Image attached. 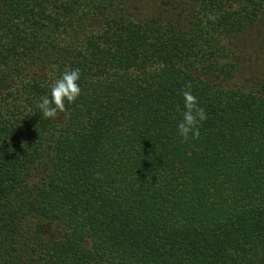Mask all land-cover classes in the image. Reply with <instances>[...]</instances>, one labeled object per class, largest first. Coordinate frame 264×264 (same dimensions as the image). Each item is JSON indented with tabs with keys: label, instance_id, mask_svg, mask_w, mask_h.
<instances>
[{
	"label": "trees",
	"instance_id": "trees-1",
	"mask_svg": "<svg viewBox=\"0 0 264 264\" xmlns=\"http://www.w3.org/2000/svg\"><path fill=\"white\" fill-rule=\"evenodd\" d=\"M0 264H264V0H0Z\"/></svg>",
	"mask_w": 264,
	"mask_h": 264
},
{
	"label": "clouds",
	"instance_id": "clouds-1",
	"mask_svg": "<svg viewBox=\"0 0 264 264\" xmlns=\"http://www.w3.org/2000/svg\"><path fill=\"white\" fill-rule=\"evenodd\" d=\"M81 77L80 69L64 71L61 76L49 86V94L42 96L37 108L46 119H56L59 113H65L66 102L73 104L81 95L78 81ZM182 90L183 98L182 119L177 124V133L182 142L198 140L200 138V125L207 120V113L200 106L197 97L191 91V84L185 85Z\"/></svg>",
	"mask_w": 264,
	"mask_h": 264
}]
</instances>
